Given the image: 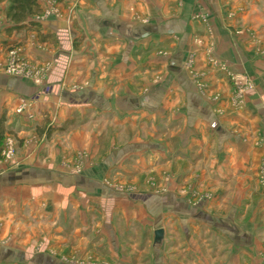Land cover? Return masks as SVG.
<instances>
[{
    "label": "crops",
    "instance_id": "0c3cea01",
    "mask_svg": "<svg viewBox=\"0 0 264 264\" xmlns=\"http://www.w3.org/2000/svg\"><path fill=\"white\" fill-rule=\"evenodd\" d=\"M37 1L0 0V264H264L260 0Z\"/></svg>",
    "mask_w": 264,
    "mask_h": 264
},
{
    "label": "rangeland",
    "instance_id": "374dc122",
    "mask_svg": "<svg viewBox=\"0 0 264 264\" xmlns=\"http://www.w3.org/2000/svg\"><path fill=\"white\" fill-rule=\"evenodd\" d=\"M258 6L259 9L261 10V7L264 8V0H260L258 2ZM258 10L259 12L257 13V21L259 24H261V26L259 25L256 29H258V35L256 37L255 35V39L257 41L260 42V44L257 45L258 49V53H262L264 52V9H262V11ZM242 11V10H241ZM240 11V14H241ZM230 14H234L235 13H229V16L232 17ZM263 25V26H262ZM254 33V32H253ZM257 53V54H258ZM259 55V54H258ZM264 56V53H263ZM225 72L227 74V85L230 87V93H232V100L235 104V107L240 106L243 102L244 96H245V92L249 91L251 88H253L254 86V82H252L251 80H249V77L246 75H236V74H231L227 69H225ZM11 138V137H10ZM13 140V142L15 143V139L11 138ZM15 147H16V143H15ZM15 157H16V153H15ZM4 159V158H3ZM143 184H145V187L140 188L142 190H146L148 192V198L149 196H151V198L155 197V195L160 196L162 194V196L166 195V193L169 192V190H171L170 188H164V187H159V182H158V178L156 176H154V174H150L149 176L147 175L144 179H143ZM117 188V187H116ZM119 191H127V192H135L137 190H139L138 188L134 187V185H132V187H120L117 188ZM180 191H184V190H180ZM185 193V192H184ZM160 194V195H159ZM196 197V196H195ZM166 221L162 220L160 218L155 219L152 221V225L153 227L156 229H160V226L162 224H164ZM169 222V221H168ZM148 238H152V236L150 235V237L148 236ZM147 254H145L143 256V258L147 257V261L151 259V255H152V241L150 240L147 244ZM57 253H55L56 255ZM57 256V255H56Z\"/></svg>",
    "mask_w": 264,
    "mask_h": 264
},
{
    "label": "trees",
    "instance_id": "16d2710c",
    "mask_svg": "<svg viewBox=\"0 0 264 264\" xmlns=\"http://www.w3.org/2000/svg\"><path fill=\"white\" fill-rule=\"evenodd\" d=\"M7 1L8 7L6 10V15L9 20H11L15 25V28L21 29L27 21L29 16L39 15L42 11L40 9L37 0H1ZM28 26L37 27V22H29ZM7 130L5 128V120L0 119V160H3V152L6 147V137ZM15 139V137H12ZM16 140V139H15Z\"/></svg>",
    "mask_w": 264,
    "mask_h": 264
},
{
    "label": "built area",
    "instance_id": "2783aa9c",
    "mask_svg": "<svg viewBox=\"0 0 264 264\" xmlns=\"http://www.w3.org/2000/svg\"><path fill=\"white\" fill-rule=\"evenodd\" d=\"M68 36L69 35H67V38ZM8 70L13 73H18L20 70L19 64L17 62H12ZM15 153H16L15 143L11 138H8L6 141L5 150L2 154L4 160L7 162H12L15 159Z\"/></svg>",
    "mask_w": 264,
    "mask_h": 264
},
{
    "label": "water",
    "instance_id": "95a60500",
    "mask_svg": "<svg viewBox=\"0 0 264 264\" xmlns=\"http://www.w3.org/2000/svg\"><path fill=\"white\" fill-rule=\"evenodd\" d=\"M164 240V230L163 229H157L154 233V246L160 247Z\"/></svg>",
    "mask_w": 264,
    "mask_h": 264
}]
</instances>
